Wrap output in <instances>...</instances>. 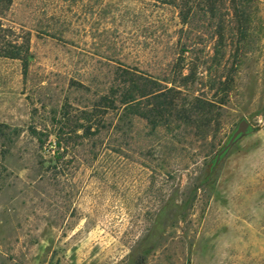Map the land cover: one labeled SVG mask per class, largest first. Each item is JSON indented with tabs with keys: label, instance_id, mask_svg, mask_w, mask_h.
I'll return each mask as SVG.
<instances>
[{
	"label": "rangeland",
	"instance_id": "374dc122",
	"mask_svg": "<svg viewBox=\"0 0 264 264\" xmlns=\"http://www.w3.org/2000/svg\"><path fill=\"white\" fill-rule=\"evenodd\" d=\"M212 1L0 5V264H264V0Z\"/></svg>",
	"mask_w": 264,
	"mask_h": 264
},
{
	"label": "trees",
	"instance_id": "16d2710c",
	"mask_svg": "<svg viewBox=\"0 0 264 264\" xmlns=\"http://www.w3.org/2000/svg\"><path fill=\"white\" fill-rule=\"evenodd\" d=\"M157 1H163V0H157ZM171 3H175L177 1L182 2V5L184 7V9H193V8H197V9H201L202 5H204V3L206 4H210V6H208V9L210 12H213L214 9V1L212 0H170ZM173 1V2H172ZM12 3V0H0V5H6L9 6ZM167 3V2H165ZM3 29H0V32H3ZM29 44L28 42L26 43L25 46H17L16 44H12L9 42H5L4 37H2L0 35V57H5V58H11V59H17L22 61L23 63V68H24V73H27L28 70V62H29ZM140 93L143 91L142 89H136V92ZM161 90H159L160 92ZM147 95V94H146ZM125 104L128 103H132L134 101L132 96H126L125 99ZM215 159V158H214ZM213 164H214V160H213ZM213 167V165H212ZM212 171L209 175V177H211Z\"/></svg>",
	"mask_w": 264,
	"mask_h": 264
},
{
	"label": "water",
	"instance_id": "95a60500",
	"mask_svg": "<svg viewBox=\"0 0 264 264\" xmlns=\"http://www.w3.org/2000/svg\"><path fill=\"white\" fill-rule=\"evenodd\" d=\"M254 131H255L254 127L247 119H242L239 122L237 129L230 138L229 142L224 147H222L219 150V152L216 154L214 159V164L212 167V174H214V172L222 162L223 158L230 152V150L235 146V144L242 138L253 133Z\"/></svg>",
	"mask_w": 264,
	"mask_h": 264
}]
</instances>
